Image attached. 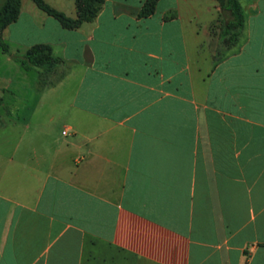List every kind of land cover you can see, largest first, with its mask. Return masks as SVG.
Masks as SVG:
<instances>
[{
    "label": "crops",
    "instance_id": "1",
    "mask_svg": "<svg viewBox=\"0 0 264 264\" xmlns=\"http://www.w3.org/2000/svg\"><path fill=\"white\" fill-rule=\"evenodd\" d=\"M146 2L0 32V264H264V0Z\"/></svg>",
    "mask_w": 264,
    "mask_h": 264
},
{
    "label": "trees",
    "instance_id": "2",
    "mask_svg": "<svg viewBox=\"0 0 264 264\" xmlns=\"http://www.w3.org/2000/svg\"><path fill=\"white\" fill-rule=\"evenodd\" d=\"M35 4L55 16L61 24L67 27L77 26L85 20H90L98 9L100 0H74L75 16L68 17L61 11L50 7L43 0H33ZM221 7H226L230 11L231 18L225 23V30L231 38H235L237 30L242 24V10L238 0H217ZM154 0H147L144 11H150ZM20 0H2L0 3V32L11 21H13L19 12ZM0 49L8 52L7 44L0 36ZM12 58L19 62L24 69L36 67L41 71L50 69L58 60L51 54V47L47 44L36 43L29 46L22 54H11Z\"/></svg>",
    "mask_w": 264,
    "mask_h": 264
},
{
    "label": "rangeland",
    "instance_id": "3",
    "mask_svg": "<svg viewBox=\"0 0 264 264\" xmlns=\"http://www.w3.org/2000/svg\"><path fill=\"white\" fill-rule=\"evenodd\" d=\"M2 2V0H0V3ZM11 23V22H10ZM10 23H8L6 26H5V29L2 31L3 32V34H4V38H5V36H7L6 34H7V32L9 31V29H12V30H15L14 28H15V26H17V22L16 23H14V24H12V25H10ZM28 26H29V23H28ZM27 26V27H28ZM27 30V29H26ZM25 32V31H24ZM4 41H5V43L6 44H8L10 47H12L13 46V44H12V42L11 41H6L5 39H4ZM1 50V49H0ZM0 69H2V68H0ZM28 75H29V72H28Z\"/></svg>",
    "mask_w": 264,
    "mask_h": 264
},
{
    "label": "built area",
    "instance_id": "4",
    "mask_svg": "<svg viewBox=\"0 0 264 264\" xmlns=\"http://www.w3.org/2000/svg\"><path fill=\"white\" fill-rule=\"evenodd\" d=\"M62 132H64V130Z\"/></svg>",
    "mask_w": 264,
    "mask_h": 264
}]
</instances>
